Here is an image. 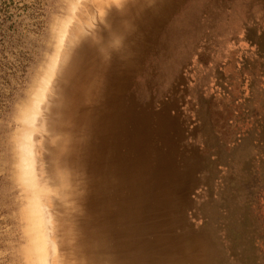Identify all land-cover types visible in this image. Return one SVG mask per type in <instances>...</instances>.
<instances>
[{
    "label": "rangeland",
    "instance_id": "obj_1",
    "mask_svg": "<svg viewBox=\"0 0 264 264\" xmlns=\"http://www.w3.org/2000/svg\"><path fill=\"white\" fill-rule=\"evenodd\" d=\"M81 2L0 0V264H47L34 135ZM131 98L180 116L170 159L193 175L187 214L216 246L211 264H264V0H178L142 50Z\"/></svg>",
    "mask_w": 264,
    "mask_h": 264
},
{
    "label": "bare ground",
    "instance_id": "obj_2",
    "mask_svg": "<svg viewBox=\"0 0 264 264\" xmlns=\"http://www.w3.org/2000/svg\"><path fill=\"white\" fill-rule=\"evenodd\" d=\"M82 1L34 135L45 263L211 264L216 246L187 214L193 175L170 159L180 116L123 103L142 50L178 0Z\"/></svg>",
    "mask_w": 264,
    "mask_h": 264
},
{
    "label": "snow or ice",
    "instance_id": "obj_3",
    "mask_svg": "<svg viewBox=\"0 0 264 264\" xmlns=\"http://www.w3.org/2000/svg\"><path fill=\"white\" fill-rule=\"evenodd\" d=\"M114 3L120 2V0H113Z\"/></svg>",
    "mask_w": 264,
    "mask_h": 264
}]
</instances>
